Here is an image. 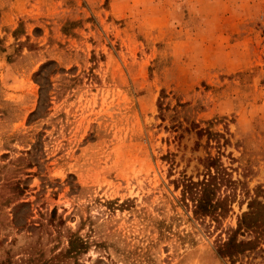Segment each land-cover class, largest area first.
<instances>
[{"label": "rangeland", "instance_id": "rangeland-1", "mask_svg": "<svg viewBox=\"0 0 264 264\" xmlns=\"http://www.w3.org/2000/svg\"><path fill=\"white\" fill-rule=\"evenodd\" d=\"M263 197L264 0H0V264H264Z\"/></svg>", "mask_w": 264, "mask_h": 264}, {"label": "trees", "instance_id": "trees-1", "mask_svg": "<svg viewBox=\"0 0 264 264\" xmlns=\"http://www.w3.org/2000/svg\"><path fill=\"white\" fill-rule=\"evenodd\" d=\"M204 168L202 179L196 182L188 178L182 180L181 195L185 201L190 202L193 206L192 213L196 219L210 217L212 221L217 222L227 211L225 207L226 198H219L218 190L222 185H237L238 181L229 179L213 158L207 159ZM247 206L249 210L241 215L236 227L228 232L227 245L237 255L258 250L261 244H264V201L251 199ZM245 234L251 236L248 239H237L238 235L243 236ZM78 245L82 244L73 241L69 251H77L75 246ZM54 259V261H58L59 257L56 255ZM237 264L244 263L238 262Z\"/></svg>", "mask_w": 264, "mask_h": 264}]
</instances>
